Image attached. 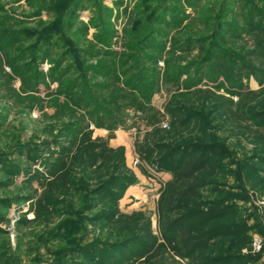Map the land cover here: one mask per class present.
Masks as SVG:
<instances>
[{"label": "rangeland", "instance_id": "obj_1", "mask_svg": "<svg viewBox=\"0 0 264 264\" xmlns=\"http://www.w3.org/2000/svg\"><path fill=\"white\" fill-rule=\"evenodd\" d=\"M0 264H264V0H0Z\"/></svg>", "mask_w": 264, "mask_h": 264}, {"label": "trees", "instance_id": "obj_2", "mask_svg": "<svg viewBox=\"0 0 264 264\" xmlns=\"http://www.w3.org/2000/svg\"><path fill=\"white\" fill-rule=\"evenodd\" d=\"M101 147V145L97 144V143H92L89 142L87 145V148L89 150V152L92 153V156L96 158H98V154H99V148ZM186 151L191 153V152H195L199 149H203L207 152L208 156H213L214 154H216L215 157L217 158H222L225 157L226 153L223 149H219V147H215L214 145H200L197 143H193L192 145H188ZM178 149V148H177ZM183 149V148H182ZM105 151V150H104ZM103 151V153H104ZM102 153V154H103ZM95 159H93V161H95ZM177 162V160H175L174 154L171 153L170 155L163 157L159 163H160V168H165V169H169L174 167V164ZM180 162V160H179ZM56 180L59 181V183L63 186H66L68 183H70V175H69V167L66 164L63 163H59L58 167L56 168ZM51 184H49L50 186ZM212 214V212L209 213V215ZM215 215H213L214 217ZM214 234V233H212ZM215 236H220V234L215 233ZM218 234V235H217ZM160 249H170L176 253H178V251L175 249L174 247V239L171 236H165L164 237V242L161 243L159 245Z\"/></svg>", "mask_w": 264, "mask_h": 264}, {"label": "built area", "instance_id": "obj_3", "mask_svg": "<svg viewBox=\"0 0 264 264\" xmlns=\"http://www.w3.org/2000/svg\"><path fill=\"white\" fill-rule=\"evenodd\" d=\"M259 248H260L259 243H258L257 241H255V242L253 243V249H254L255 251H258Z\"/></svg>", "mask_w": 264, "mask_h": 264}]
</instances>
